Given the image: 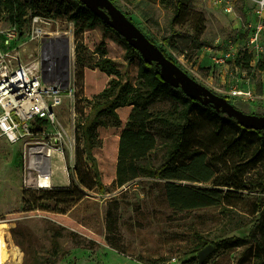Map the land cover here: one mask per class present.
I'll return each instance as SVG.
<instances>
[{
    "label": "rangeland",
    "instance_id": "1",
    "mask_svg": "<svg viewBox=\"0 0 264 264\" xmlns=\"http://www.w3.org/2000/svg\"><path fill=\"white\" fill-rule=\"evenodd\" d=\"M246 1L238 0L236 5L242 20L216 8L210 0L115 3L198 82L240 110L264 116V54L255 56L247 48L244 17L254 4ZM22 2L26 3V21L21 32L17 29L19 42L12 51V66L44 64L49 69H64L74 76L76 90L59 110L57 127L64 132L63 152L56 154L54 165L60 169L47 189L74 184L83 198L70 204L51 198L50 190L25 192L23 147L1 137L0 210H9L0 216L11 220L10 228H4L11 253L8 260L3 258L4 264H199L198 252L206 242L215 250L204 264H256L260 253L250 232L259 217L255 208L264 205L260 139L234 124L216 126L206 111L193 107L195 130L190 138L207 153L213 178L200 182L159 177L157 170L168 162L176 132L158 115L174 114L183 103L156 88L157 81L141 55L131 51L123 36L96 19L84 2ZM7 3L0 0L1 37L16 28ZM224 54L229 55L225 62L217 63L215 59ZM104 59L116 67V74L101 69L99 63ZM112 81L117 83V91L129 83L137 98L118 107L117 116L98 118L90 142H86L83 126L94 116L95 103L105 101L103 91ZM152 91L159 94L145 103ZM145 106L154 119L151 131L156 146L139 161L140 175L120 186L121 133L134 116L145 113ZM255 152L261 154V161L247 164ZM85 168L92 176L87 184L78 178ZM169 181L199 191L216 189L224 198L213 206L175 209L167 199Z\"/></svg>",
    "mask_w": 264,
    "mask_h": 264
},
{
    "label": "trees",
    "instance_id": "2",
    "mask_svg": "<svg viewBox=\"0 0 264 264\" xmlns=\"http://www.w3.org/2000/svg\"><path fill=\"white\" fill-rule=\"evenodd\" d=\"M113 1L115 3V0ZM7 5L9 7L11 22L21 32L26 21V3H23L22 0H8ZM89 10L96 19L103 22V20L90 8ZM125 13L133 22H135L129 13ZM107 27L117 32L110 26L107 25ZM154 43L164 51L169 59L177 63L176 59L171 54H169L163 45L157 44L156 42ZM200 45L203 46L205 43H201ZM130 49L133 51V53L140 54V52L134 47L130 46ZM144 64L150 69L152 79L157 81L158 86L156 88H158L164 94L167 93L176 96V98L183 103V106L178 108L174 114L171 113V115L168 116L158 115V118H160L163 122L175 128L176 132L175 142L168 154V162L157 170L156 174L159 177L200 182H208L213 178V169L208 162L209 159L207 153L204 152L201 147H198V145L192 143L190 138L193 131L195 130V122L192 120L191 116L193 107H197L202 111H206L214 120L216 126L234 124L238 128H242L244 131L251 132L260 139L264 147V129L245 127L236 118L231 117L222 110L217 109L211 103L204 104L200 100L186 94L182 87H175L164 81L160 75L161 68L157 63L149 64L144 60ZM99 66L102 70L106 71L110 75L117 73L116 67L110 63L108 59L102 60L99 63ZM158 92L159 91H155L154 93L152 91L149 93L145 97V103H150L155 98V96L159 94ZM134 96L136 95L130 89L129 83H124L117 91V83L112 81L109 87L103 91V97L105 98V101L95 103L94 116L90 118L83 126V136L85 141L90 142L91 133L97 124L98 118L105 114L117 116L116 109L129 102L133 103L134 98H137ZM144 109L146 110L145 113L136 117L134 116V121L127 125L121 133L119 161L117 167V183L120 186H123L127 182L137 178L140 175L142 166L139 164V161L144 158L148 151L154 149L156 146V135L151 131L153 128L152 124L154 119L147 111L146 106ZM226 114L227 117H224ZM188 153L190 156L186 155ZM251 161H253V165L260 162L261 154L255 152V154H253L250 159L247 158L246 163L248 164ZM87 168L84 169V172H78V178L83 184H87L88 181L92 179V176L88 171L89 169ZM95 179L96 176L94 177V180ZM215 185L220 186L224 185V183H216ZM166 188L168 202L175 209H191L213 206L219 204L224 198L221 192L217 191L216 189L210 190L209 192L199 191L173 181L167 182ZM46 190H50L48 191V195L51 198H55L57 202L61 203H77L79 200H81V198H83V195L78 193V190H76L74 184L63 188L43 189V191ZM24 191L28 192L32 190ZM41 191L42 189L40 192ZM255 213H258L259 217L255 221V225L250 232V236L255 240L256 247L260 253V256H258V262L256 264H264V205H257V208H255ZM207 245L208 242H206L203 247Z\"/></svg>",
    "mask_w": 264,
    "mask_h": 264
},
{
    "label": "built area",
    "instance_id": "3",
    "mask_svg": "<svg viewBox=\"0 0 264 264\" xmlns=\"http://www.w3.org/2000/svg\"><path fill=\"white\" fill-rule=\"evenodd\" d=\"M230 13L234 0H211ZM254 4L255 20L246 23L247 48L255 56L264 54V0ZM37 19V17L35 18ZM0 36V138L22 145V188L41 190L54 184V159L63 152L64 132L57 127L60 107L75 95L74 76L58 67L12 66V51L19 42L17 28ZM58 52V51H57ZM57 54V53H56ZM221 55L216 62H225ZM11 220L0 216V232ZM10 228V227H9ZM6 233L3 240L7 243ZM0 264H4L0 242Z\"/></svg>",
    "mask_w": 264,
    "mask_h": 264
},
{
    "label": "water",
    "instance_id": "4",
    "mask_svg": "<svg viewBox=\"0 0 264 264\" xmlns=\"http://www.w3.org/2000/svg\"><path fill=\"white\" fill-rule=\"evenodd\" d=\"M84 2L103 22L116 30L128 43L137 49L143 59L160 66L162 79L172 86L182 87L186 94L200 100L204 104L211 103L217 109L236 118L247 128L264 129V116L246 113L227 98L212 91L209 87L198 82L177 63L169 59L164 51L156 45L113 0H80ZM215 246L208 244L198 252L199 264H204L214 252Z\"/></svg>",
    "mask_w": 264,
    "mask_h": 264
},
{
    "label": "crops",
    "instance_id": "5",
    "mask_svg": "<svg viewBox=\"0 0 264 264\" xmlns=\"http://www.w3.org/2000/svg\"><path fill=\"white\" fill-rule=\"evenodd\" d=\"M246 2H248V0L246 1ZM210 3L211 4H213L212 3V1L210 0ZM238 4V0H234V3H233V11L232 12H230V13H235L236 14V16L240 19V20H242L243 19V17L239 14V12L238 11H236V5ZM214 6V5H213ZM216 7V6H215ZM216 8H221V9H223V7H216ZM225 11V10H224ZM226 12V11H225ZM228 13V12H227ZM245 23H249L250 21H254L255 20V18H256V16H255V12H254V6L253 5H251V7L249 8V10L247 11V13L245 14ZM246 26V25H245ZM245 32H246V27H245V30H244ZM9 209H6V210H0V215L1 214H6L7 213V211H8Z\"/></svg>",
    "mask_w": 264,
    "mask_h": 264
},
{
    "label": "bare ground",
    "instance_id": "6",
    "mask_svg": "<svg viewBox=\"0 0 264 264\" xmlns=\"http://www.w3.org/2000/svg\"><path fill=\"white\" fill-rule=\"evenodd\" d=\"M65 39V38H64ZM60 169V167L58 165H54V172L58 173V170ZM3 227L5 228H9L10 224L9 223H4ZM7 230H2L0 232V242H1V252H2V256L3 258H5L6 260H8L10 258V248L8 243H5L3 240V234L6 233Z\"/></svg>",
    "mask_w": 264,
    "mask_h": 264
},
{
    "label": "flooded vegetation",
    "instance_id": "7",
    "mask_svg": "<svg viewBox=\"0 0 264 264\" xmlns=\"http://www.w3.org/2000/svg\"><path fill=\"white\" fill-rule=\"evenodd\" d=\"M44 65V64H43Z\"/></svg>",
    "mask_w": 264,
    "mask_h": 264
}]
</instances>
